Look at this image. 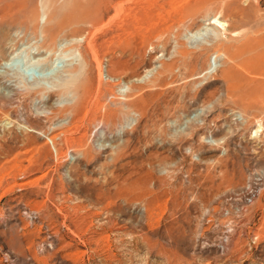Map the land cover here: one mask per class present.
Returning <instances> with one entry per match:
<instances>
[{"label":"rangeland","instance_id":"374dc122","mask_svg":"<svg viewBox=\"0 0 264 264\" xmlns=\"http://www.w3.org/2000/svg\"><path fill=\"white\" fill-rule=\"evenodd\" d=\"M1 31L0 264H264V0H0Z\"/></svg>","mask_w":264,"mask_h":264},{"label":"bare ground","instance_id":"6f19581e","mask_svg":"<svg viewBox=\"0 0 264 264\" xmlns=\"http://www.w3.org/2000/svg\"><path fill=\"white\" fill-rule=\"evenodd\" d=\"M209 24H211V25H213V24H219V23H217L216 21H214V19L213 20H211V22L209 23ZM2 30V29H1ZM245 39V38H244ZM6 40H7V36H6V34L5 33H3L2 31L0 32V56H1V60H0V78L1 79H3L4 77H15V78H17V79H21V76H20V71L17 69V68H15V66L14 65H12V63H13V58L14 57H17V55H18V53L20 52V48H16V49H14V52H12L11 54H9L8 56H5L4 54H3V52H4V46H5V42H6ZM81 48V47H80ZM90 50V49H89ZM90 53V52H89ZM83 54V53H82ZM93 54V53H92ZM94 55V54H93ZM221 55H223V54H221ZM95 56V55H94ZM235 56V55H234ZM45 59V57H38L37 59H35L36 61H43ZM94 59H95V57H94ZM82 60H83V63H84V66L86 67V66H88L89 65V61L86 59V56H85V54H83L82 55ZM50 62H52V59H50ZM49 62H47V64H48ZM253 67H252V60H248V61H246V63H245V65H244V67H243V69H244V73H246V74H253V69H252ZM7 73V74H6ZM223 73V72H222ZM1 74H6V75H4V77H3V75H1ZM99 80V79H98ZM251 86H258L259 85V83L258 82H256V81H253V80H251L250 78L248 79V81H247ZM261 88V87H260ZM76 92L77 93H79L80 94V96H81V101H80V104H78L77 106H75V107H73V108H71V109H74V110H76L75 112H78L81 108V105H83V101H84V99H85V97L86 96H88V94H89V92H90V90H89V88L84 84V83H82V84H80L79 86H77L76 87ZM80 112V111H79ZM72 113V112H71ZM74 113V112H73ZM72 113V114H73ZM74 114H76V113H74ZM258 129H259V127H258ZM257 129V130H258ZM258 131H260V129L258 130ZM256 133V132H255Z\"/></svg>","mask_w":264,"mask_h":264}]
</instances>
